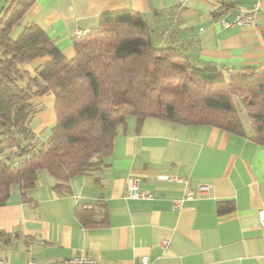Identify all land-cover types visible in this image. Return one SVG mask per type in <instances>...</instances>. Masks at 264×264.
<instances>
[{"label":"crops","instance_id":"1","mask_svg":"<svg viewBox=\"0 0 264 264\" xmlns=\"http://www.w3.org/2000/svg\"><path fill=\"white\" fill-rule=\"evenodd\" d=\"M254 2L35 0L24 22L41 24L72 58L75 30L99 25L103 13L132 9L153 21L163 41L181 45L192 58L218 67L253 66L264 63V0L257 10ZM238 13L254 15L255 22L222 25L221 18L233 21ZM48 58L24 67L36 74ZM32 100L41 109L31 128L35 139H45L56 120L54 95ZM251 135L150 116L138 128L136 118L128 120L103 166L73 176L70 192H58L49 176L33 188L31 199L15 189L0 206V257L14 264L31 257L48 264L79 253L101 264H136L144 255L149 264H264V227L257 216L264 206V146ZM130 176L154 197H128ZM199 183L210 184V191L177 206L184 188Z\"/></svg>","mask_w":264,"mask_h":264},{"label":"trees","instance_id":"2","mask_svg":"<svg viewBox=\"0 0 264 264\" xmlns=\"http://www.w3.org/2000/svg\"><path fill=\"white\" fill-rule=\"evenodd\" d=\"M34 2L6 0L0 14V206L15 189L31 199L45 176L58 192H70L73 176L103 166L130 115L138 128L149 116L239 135L250 127L264 146V63L201 62L163 41L153 21L132 9L103 13L99 25L74 36L68 58L37 22L11 36ZM45 55L36 74L25 69ZM46 92L54 95L56 120L45 139H35L31 120L41 107L32 98Z\"/></svg>","mask_w":264,"mask_h":264},{"label":"built area","instance_id":"3","mask_svg":"<svg viewBox=\"0 0 264 264\" xmlns=\"http://www.w3.org/2000/svg\"><path fill=\"white\" fill-rule=\"evenodd\" d=\"M260 6L259 0H255L254 2V8L257 10ZM219 9L215 10V13L219 12ZM255 22V17L252 14H246V13H238L235 16V19L233 21H228L225 18H221V23L224 26L229 25H249ZM87 30L83 29H77L74 32V36H83L85 35ZM162 178L165 179H181L185 183L189 182V179L187 177H178L176 175H165L162 176ZM211 189V185L207 183H199L196 185L195 188H191L190 186H187L184 188L182 196L178 199H176L175 203L177 206H180L182 201L184 199H192L195 196H202L204 194H207ZM126 195L131 198H153L154 195L152 192L144 190L141 187V181L138 177L130 176L127 179L126 183ZM258 221L259 224L264 227V206L260 207L257 211ZM168 238H164L162 241L163 247H166L168 243ZM0 264H14L10 262L9 260L0 257ZM24 264H37L34 258H29ZM48 264H101L99 260H97L94 257L87 256L83 253L75 254L66 258L54 260ZM136 264H149V257L147 255L142 256Z\"/></svg>","mask_w":264,"mask_h":264},{"label":"rangeland","instance_id":"4","mask_svg":"<svg viewBox=\"0 0 264 264\" xmlns=\"http://www.w3.org/2000/svg\"><path fill=\"white\" fill-rule=\"evenodd\" d=\"M5 3H6V0H0V14H1V10H2V8L4 7ZM23 25H24V21L22 20L20 23H18V24L12 29V31H11V36H12V37H17L18 34H19V32L22 30ZM19 30H20V31H19ZM35 63H36V62H35ZM239 107H241L240 104H239ZM241 115H242V118H243L245 124H247V126H248V125H249V118H248L247 114L243 111V109H241ZM134 119H135V116H133V115H130V116L128 117L129 122L133 121ZM248 127H249V126H248ZM249 130H250V127H249ZM48 132H49V129H48Z\"/></svg>","mask_w":264,"mask_h":264}]
</instances>
